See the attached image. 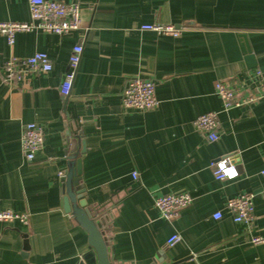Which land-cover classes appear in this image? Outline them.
I'll return each instance as SVG.
<instances>
[{"label":"crops","instance_id":"1","mask_svg":"<svg viewBox=\"0 0 264 264\" xmlns=\"http://www.w3.org/2000/svg\"><path fill=\"white\" fill-rule=\"evenodd\" d=\"M74 1L81 15L75 32L18 33L12 46L0 35V212L28 216L25 225L0 223V264H77L87 252L62 208L67 134L85 143L87 205L113 212L115 264H264V244H250L264 237V0ZM29 20L28 0H0V22ZM150 24L181 33L140 30ZM75 45L82 54L64 104L59 86ZM35 53L48 56L50 73L3 82L5 60ZM135 77L154 82L157 109H123V87ZM217 81L237 86L239 102L258 100L223 111ZM210 112L219 121L215 142L193 127ZM28 123L44 132L32 162L20 151ZM225 158L237 177L217 181L209 164ZM177 193L192 202L164 221L154 201ZM241 194L252 196L253 212L249 223L235 224L226 205ZM216 212L221 219H213ZM173 234L180 241L170 248Z\"/></svg>","mask_w":264,"mask_h":264},{"label":"built area","instance_id":"2","mask_svg":"<svg viewBox=\"0 0 264 264\" xmlns=\"http://www.w3.org/2000/svg\"><path fill=\"white\" fill-rule=\"evenodd\" d=\"M28 10L30 20L28 22H0V35L5 39L8 46H12L16 34L39 31L46 34L61 36L70 32H75L81 27L80 8L77 1L70 3L50 1V0H28ZM140 30L152 32L158 36L176 38L180 35V29L172 25L150 24L140 26ZM82 54V46L75 45L68 58V67L63 74L59 86L61 97L70 94L72 82L77 66ZM2 80L6 84H23L33 76L45 75L51 72L52 65L45 53H35L29 57L17 58L10 57L1 66ZM214 92L219 97L222 110L227 111L233 107L249 105L258 98H247L246 101L239 102L236 99L237 86L232 83L217 81L214 84ZM264 99V95L262 96ZM121 104L126 111L149 112L158 108V100L155 95V84L151 80L139 77L128 80L122 91ZM219 121L217 113H205L198 116L193 121L195 131L204 136L207 141L215 142L219 139ZM44 144V132L41 126L35 123H28L23 127L20 139V151L27 162H32L36 154L42 149ZM220 163L234 165L232 159H220L209 164L210 172L217 181L229 179L219 168ZM260 174L264 176V168ZM63 175H61L62 177ZM135 175L133 174V178ZM192 202L187 193L168 194L157 197L154 207L158 211L161 219L171 222L183 209L187 208ZM227 211L235 224L249 223L252 212L253 202L250 194H241L229 199L226 205ZM222 218L220 212L213 214L214 220ZM17 222L22 225L27 224V214H16L11 211L0 212V223ZM180 241L176 234L171 235L167 241V247H173ZM251 245L264 244V237H253Z\"/></svg>","mask_w":264,"mask_h":264},{"label":"water","instance_id":"3","mask_svg":"<svg viewBox=\"0 0 264 264\" xmlns=\"http://www.w3.org/2000/svg\"><path fill=\"white\" fill-rule=\"evenodd\" d=\"M68 96L65 97L66 104ZM72 125V123H71ZM74 132L76 131L73 130ZM66 171L60 178L63 212L86 240L88 250L77 264H115L111 257V240L108 224L113 212L94 210L87 205L81 184V157L85 143L80 136L66 135Z\"/></svg>","mask_w":264,"mask_h":264},{"label":"clouds","instance_id":"4","mask_svg":"<svg viewBox=\"0 0 264 264\" xmlns=\"http://www.w3.org/2000/svg\"><path fill=\"white\" fill-rule=\"evenodd\" d=\"M219 168L223 170L229 179L234 178L238 174L235 165L229 164L228 167H225V163H220Z\"/></svg>","mask_w":264,"mask_h":264}]
</instances>
